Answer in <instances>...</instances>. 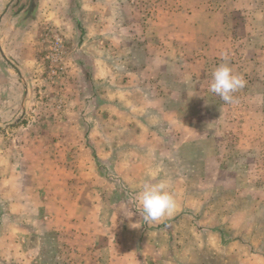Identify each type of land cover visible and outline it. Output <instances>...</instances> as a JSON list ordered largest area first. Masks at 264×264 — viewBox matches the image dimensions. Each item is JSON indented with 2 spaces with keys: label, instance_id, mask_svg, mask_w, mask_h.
<instances>
[{
  "label": "rangeland",
  "instance_id": "obj_1",
  "mask_svg": "<svg viewBox=\"0 0 264 264\" xmlns=\"http://www.w3.org/2000/svg\"><path fill=\"white\" fill-rule=\"evenodd\" d=\"M9 11L0 264H264V0H0ZM222 53L246 81L231 104L208 87ZM145 181L167 182L171 216L143 220Z\"/></svg>",
  "mask_w": 264,
  "mask_h": 264
},
{
  "label": "clouds",
  "instance_id": "obj_2",
  "mask_svg": "<svg viewBox=\"0 0 264 264\" xmlns=\"http://www.w3.org/2000/svg\"><path fill=\"white\" fill-rule=\"evenodd\" d=\"M224 63H221L212 72L209 91L219 96L226 104L235 102L234 94L244 88L246 81L233 72L228 63L227 53L221 54ZM143 220L147 222L160 221L171 216L176 209V201L169 191L165 181L153 183L145 181L136 194Z\"/></svg>",
  "mask_w": 264,
  "mask_h": 264
},
{
  "label": "crops",
  "instance_id": "obj_3",
  "mask_svg": "<svg viewBox=\"0 0 264 264\" xmlns=\"http://www.w3.org/2000/svg\"><path fill=\"white\" fill-rule=\"evenodd\" d=\"M13 15L14 14H12V12H6V14L4 15V16H2L1 18H0V31H2V24L4 23V22H6L7 20H9V19H11V18H13ZM15 16V15H14ZM17 16H20V14H18ZM16 16V17H17ZM1 33V32H0ZM1 47V46H0ZM1 53L2 54H5L4 53V49H3V47L1 48ZM5 59H6V56H5ZM6 61H7V59H6ZM184 213H186V210L184 211V209H181L180 208V212H179V214H183L184 215ZM178 215V214H177ZM176 215V216H177ZM175 217V216H174ZM179 223V221H177V220H175L174 221V224L176 225V224H178ZM194 224H196V226L194 225ZM199 224V225H198ZM223 225H224V223H222ZM180 225H182V222H180ZM192 226L194 227V229H195V227L197 228V230L195 231H193V237H191V238H193V244H195V243H201L202 241H205L204 240V238L202 237V236H204V232L206 231V230H198V227L199 226H206L205 224H202V223H199L198 221H194V223L192 224ZM198 226V227H197ZM222 226V225H221ZM225 227H226V225H224ZM223 228L222 227H216V226H213V224L212 225H210V230H209V232H206V233H208V235L209 236H211V234H212V239H210L209 240V242L211 243V244H216V245H221L223 248H225L226 246H225V237H224V233H223V230H222ZM208 231V230H207ZM177 234V233H176ZM176 237L178 238V240L177 241H181V240H179V235H176ZM196 240H197V242H196ZM239 241V240H238ZM206 242V241H205ZM188 252H187V254H185V255H181L183 258L181 259V260H184V261H189L190 260V258H191V255H190V251L189 250H187ZM180 256V257H181ZM223 257V256H222ZM224 258V257H223ZM174 261V263H176V261L175 260H173ZM165 263H168V264H172V262H169V261H167L166 259H165V261H164Z\"/></svg>",
  "mask_w": 264,
  "mask_h": 264
}]
</instances>
